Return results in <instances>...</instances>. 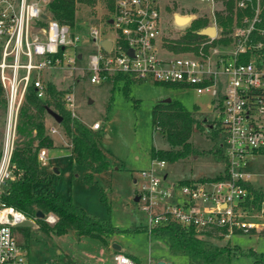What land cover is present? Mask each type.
Returning a JSON list of instances; mask_svg holds the SVG:
<instances>
[{"label":"built area","instance_id":"1","mask_svg":"<svg viewBox=\"0 0 264 264\" xmlns=\"http://www.w3.org/2000/svg\"><path fill=\"white\" fill-rule=\"evenodd\" d=\"M199 1L210 2L213 13L215 0ZM260 1L239 0L235 8L241 14L235 16L232 30L221 35L217 28L216 36H206L200 53L192 55L162 52L159 0H114L106 27L90 25L87 29L90 40L98 44V54L90 59L91 82L117 74L191 87L212 96L208 109L219 116L214 122L224 135L219 151L225 159V171L219 178L168 183L166 175H157L156 166L165 164L159 159L156 166L140 170L136 196L148 215L149 233L155 225L169 222L226 239L264 228V224L247 220L264 216V201L254 202L250 175L243 170L249 157L264 155V19ZM48 2L0 0V84L7 100L0 150V264H32L16 235V229L22 227H15L28 218L2 199L12 179L18 115L25 93L32 85L39 98L45 97L41 73L63 67L67 49L75 54L68 62L79 59L76 29L50 18L45 12ZM102 39L111 41L108 51L100 45ZM63 100L71 110V95H64ZM99 128L98 122L91 125L92 130ZM49 131L56 133L57 129ZM37 158L39 167L45 166L47 149H40ZM44 218L56 222L53 215ZM113 264L139 263L117 252Z\"/></svg>","mask_w":264,"mask_h":264},{"label":"rangeland","instance_id":"2","mask_svg":"<svg viewBox=\"0 0 264 264\" xmlns=\"http://www.w3.org/2000/svg\"><path fill=\"white\" fill-rule=\"evenodd\" d=\"M159 8L164 55L200 53L202 40L193 43L191 46L194 48L187 51L176 52L171 46L176 45L175 42L183 37L197 18L206 17V26L216 25L210 2L159 0ZM220 8L221 0H215L213 9ZM110 14L102 0L93 8L79 4L76 31L80 40L75 49L82 57L75 62H68L75 54L72 49H67L63 67L47 69L41 73L44 83L52 82L64 95H71L73 108L69 111L74 118L90 129L94 122L100 124L99 129L91 131L98 134L99 145L108 165L90 177L82 164L72 160L70 141L61 123H56V133L47 129L54 140V147L47 149V164L41 166V171L50 176L46 187L59 198L71 200L101 221H110L117 231L103 241L88 235L78 236L73 230L63 234L46 233L38 227L35 219H31L34 224L29 227L28 234L18 228L16 235L28 250L32 264H113V244L118 245L122 252L135 256L141 264H158L159 261L199 264L186 255L171 253L167 232L149 233L143 230L148 225V215L134 201V197L139 189L140 170L157 165V160L151 158L152 148L170 147L164 135L152 123L153 107L167 98L178 101L202 123V129L195 131L190 138L201 154L177 161H165L162 167L156 166L157 175H166L165 182L169 183L202 177L214 178L224 173L225 159L217 151L223 143L224 135L221 130L213 132L215 128L212 123L219 120V116L208 109L212 96L199 94L191 87L167 85L152 80L127 81L125 77L115 79L117 74L97 83L91 82L94 72L90 69V59L98 54V44L90 40L87 29L90 25L105 28ZM175 14L190 16L191 19L187 24L179 25L174 21ZM6 111L7 104L0 105L1 137L6 123ZM46 119L52 124V118ZM243 170L250 175L252 189L264 193V155L249 157ZM47 215H53L57 220L53 213ZM44 220L49 223L46 218ZM247 220L264 224V216L249 217ZM213 241L219 245L236 246L243 251L232 254L230 264H254V257L249 254L251 251L264 255L263 227L258 231L236 233L227 239L213 238Z\"/></svg>","mask_w":264,"mask_h":264},{"label":"trees","instance_id":"3","mask_svg":"<svg viewBox=\"0 0 264 264\" xmlns=\"http://www.w3.org/2000/svg\"><path fill=\"white\" fill-rule=\"evenodd\" d=\"M99 0H49L46 5V14L61 24H67L74 31L77 28L76 15L78 5L83 4L95 7ZM111 13L114 0H102ZM239 0H221V8L214 10V18L221 35H227L234 26L235 16L241 12L237 10ZM254 2L255 0H248ZM262 17L264 19V0H261ZM206 17L192 21L183 37L175 42L171 48L178 51H187L193 43L203 41L206 36L198 31L206 26ZM223 40H226L224 37ZM130 77L118 75L115 79ZM46 95L39 98L35 88L30 85L25 93V98L20 106L18 115L15 147L12 155L10 179L5 186L2 199L6 204L22 212L28 219H35L38 227L46 233L63 234L69 230L78 236H92L106 241L109 236L117 231L110 221H101L87 213L71 200H64L46 187L49 184V175L43 174L38 163L40 149L54 147V140L49 135L46 118L50 117L47 109L56 111L63 117L60 124L65 136L70 141L71 158L82 164L93 174L104 170L108 162L105 153L99 145L98 134L83 125L71 115L64 104V93L59 91L52 82H46ZM4 90L0 84V105L6 106ZM153 126L158 128L169 143L168 149L153 147L151 158L164 161H177L190 155H199L200 151L193 145L190 138L192 134L202 129V123L197 121L191 112L187 111L178 101H159L153 107ZM216 133L219 126L212 123ZM3 137V135H2ZM0 134V150L2 144ZM219 149H217L218 151ZM219 178V175L214 177ZM209 179L202 177L200 180ZM188 180H181L180 185ZM254 202L264 201V193L252 189ZM41 210L45 216L53 213L57 220L54 224L47 223L44 218H36V213ZM28 234L29 227H22ZM147 230V228L143 229ZM152 232H167L169 235V250L173 254H183L199 264H230L232 254L243 251L229 244L219 245L213 241L209 233H198L191 227H183L177 223L155 225ZM248 253V252H246ZM254 257V264H264V255L254 251L249 252Z\"/></svg>","mask_w":264,"mask_h":264},{"label":"water","instance_id":"4","mask_svg":"<svg viewBox=\"0 0 264 264\" xmlns=\"http://www.w3.org/2000/svg\"><path fill=\"white\" fill-rule=\"evenodd\" d=\"M42 17L44 19L47 18L46 15H42ZM191 17L190 16H181L179 14H175L174 15V21L176 24H179V25H184V24H187L189 21H190ZM109 22H111V20H109ZM198 34L200 35H203V36H207V37H215L216 34H217V27L216 25H209V26H206L202 29H200L198 31ZM100 45L106 50L108 51L110 49V46H111V41H109L108 39H102L100 40ZM131 53V51H129ZM78 58L80 59L81 58V55L79 54L78 55ZM171 99L170 98H167V99H164L163 101L165 102H169ZM47 113L50 115V117L53 118V120L60 124L63 120V117L58 114L56 111L48 108L47 109ZM134 201L137 202L138 201V196H135L134 197ZM45 217V214L41 211V210H38L37 213H36V218H44ZM34 222L30 219H26L25 221L17 224L15 227H31L33 226ZM113 248L115 250H120V247L118 245H113ZM158 264H171V263H166V262H163V261H159Z\"/></svg>","mask_w":264,"mask_h":264},{"label":"crops","instance_id":"5","mask_svg":"<svg viewBox=\"0 0 264 264\" xmlns=\"http://www.w3.org/2000/svg\"><path fill=\"white\" fill-rule=\"evenodd\" d=\"M50 118H52V117H50ZM53 119V118H52ZM49 123V119H46V124H48ZM50 124V125H49ZM47 126L49 127L48 129H50L51 127H55L56 128V126H55V124H56V122L53 120L52 121V124H51V122L49 123ZM57 129V128H56ZM55 170V172H56V169H54ZM134 181H135V179H134ZM113 245H115V244H113ZM113 245H112V247H113ZM114 249V248H113ZM114 251L117 253V252H120V253H124V254H126V255H128L129 257H131V258H133V259H135L139 264H141V262L135 257V256H133V255H131V254H129V253H125V252H122L121 251V248H120V250H115L114 249ZM114 252V253H115Z\"/></svg>","mask_w":264,"mask_h":264}]
</instances>
